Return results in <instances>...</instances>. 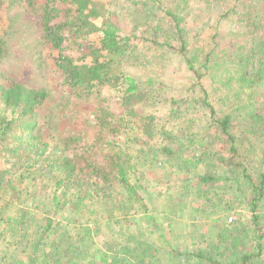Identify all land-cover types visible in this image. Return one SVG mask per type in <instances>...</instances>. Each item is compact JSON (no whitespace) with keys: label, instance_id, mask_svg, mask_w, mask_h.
Returning <instances> with one entry per match:
<instances>
[{"label":"trees","instance_id":"1","mask_svg":"<svg viewBox=\"0 0 264 264\" xmlns=\"http://www.w3.org/2000/svg\"><path fill=\"white\" fill-rule=\"evenodd\" d=\"M22 1L63 88L55 96L0 69V240L16 244L0 264H96L86 241L102 223L107 264H163L144 235L123 231L127 204L146 209L139 184L158 168L186 173L169 207L195 193L208 240L169 242L166 264H264V164L246 153L264 134V0H199L211 5L193 16L209 13L203 37L185 27L192 0ZM6 47L0 36V63ZM174 63L187 70L179 95L170 93ZM69 98L88 104L82 124H48ZM205 116L208 139L192 130Z\"/></svg>","mask_w":264,"mask_h":264},{"label":"rangeland","instance_id":"2","mask_svg":"<svg viewBox=\"0 0 264 264\" xmlns=\"http://www.w3.org/2000/svg\"><path fill=\"white\" fill-rule=\"evenodd\" d=\"M190 2V0H189ZM199 3V0H192L190 6H192L193 15L186 22L185 27L190 30L191 36H204L200 31L202 24L207 20L209 13L200 14L198 19H194L196 13L199 14L201 10H208L207 6L209 2L202 1ZM27 3H24L22 0H8L6 4L2 6L0 11V36L6 41L7 52L0 63V69L5 74V76L13 81L19 82L21 84L30 86V87H41L48 86L52 88L53 91L57 90V93L54 92L55 96H60V88H63L59 85V77L52 74V65L51 59L54 54V51L51 50L48 46L41 43L40 40V24L38 21L37 14L35 10L32 11L27 7ZM223 6V3L221 4ZM215 7V6H214ZM212 8V11L214 10ZM211 11V10H209ZM229 22V21H228ZM226 28V25L224 24ZM228 29V28H226ZM222 46L220 45V48ZM170 70L169 76L173 78L169 85L171 86L170 93L172 95H179L178 89L184 87L186 83V71L182 68L179 72L175 69V63L168 68ZM158 70H163L159 69ZM157 70V71H158ZM164 71V70H163ZM159 74L162 75V71H159ZM165 75V72H163ZM207 82V81H206ZM73 102H76L75 99L69 98L65 100V104L57 106L54 109L55 115L51 117L52 121H48L51 124L57 125L58 128H75L82 124V118L85 116L89 106L88 104L74 105ZM263 106L262 104H260ZM224 109V106H222ZM221 109V108H220ZM227 109V108H225ZM164 110H161L159 113H163ZM58 116V117H57ZM41 121L42 118H40ZM184 121V118L181 119ZM64 122V124L61 122ZM206 116L202 121H198V125H193V132L196 130V134H206L207 139L211 138L213 135V129L205 126ZM59 124V125H58ZM50 126V125H49ZM65 126V127H64ZM264 127V125H263ZM199 133V134H198ZM238 139H243L241 135H238ZM256 143L257 151L246 152L247 155L250 154L253 156L251 164L253 167L264 164V134ZM248 143V142H247ZM244 141L243 148L248 147V144ZM224 146L220 141H213V148L221 149ZM199 153V151H197ZM194 155H196L194 153ZM188 158H193V152L189 151L186 153ZM262 162V163H261ZM202 165L199 164L196 167V172H201ZM253 169V168H252ZM194 173V174H195ZM185 172H170L168 170H162L160 168L150 171L149 174H146L145 177L141 180L140 184L142 189H138V192L143 198L144 207H141V204L137 202H130L127 204L129 206L124 213V219L128 220L124 223L129 229H125V233L131 234L134 232L138 235H144L145 239L148 242L153 243V258L159 257L163 264H166L167 260L170 257V254L167 250L171 249L169 242L174 244H180L182 249L191 242H195L198 245L205 246L208 240L206 239L207 235L203 238L202 235H205V227L202 226L200 216V209L198 207H203L200 205V201L197 199L195 193H191L187 196L188 200L185 206L182 205V197L175 198L176 201L175 209L169 207L168 198L174 192H181L182 186L180 184L181 179H185ZM194 179L191 180L193 182ZM221 185L217 184L214 188L220 191ZM225 197L231 193V188H224ZM194 192V191H192ZM173 206V204H172ZM170 208L175 210L177 213L171 215ZM102 213V211H101ZM116 217L114 214L113 217ZM103 217V215H102ZM154 217V220H153ZM115 218L110 220L111 223L115 222ZM130 221V222H129ZM171 223V227L167 228L166 225ZM202 223V222H201ZM114 228L117 229V224H111ZM119 227V226H118ZM106 223L100 224V227L92 225L91 235L87 239L86 246L87 257L89 252L91 258L96 262V264H107V258L105 253H111L112 249H109L106 245L107 242L111 241V235L106 231ZM72 229H77L72 226ZM207 233V232H206ZM71 237L74 236L71 234ZM113 238V237H112ZM122 242L127 240L126 237L121 236ZM130 244V243H129ZM16 244L4 245L0 240V254H9L11 255L13 247ZM155 246L159 248L155 250ZM114 250V249H113ZM115 253V252H114ZM122 253L120 252V255ZM118 255V256H120Z\"/></svg>","mask_w":264,"mask_h":264}]
</instances>
